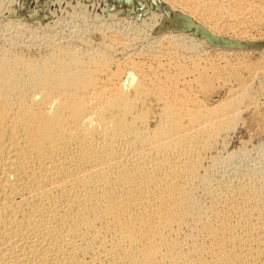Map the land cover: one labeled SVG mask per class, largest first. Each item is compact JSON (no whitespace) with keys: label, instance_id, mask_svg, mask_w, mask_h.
I'll use <instances>...</instances> for the list:
<instances>
[{"label":"bare ground","instance_id":"bare-ground-1","mask_svg":"<svg viewBox=\"0 0 264 264\" xmlns=\"http://www.w3.org/2000/svg\"><path fill=\"white\" fill-rule=\"evenodd\" d=\"M263 31L264 0H0V264H264Z\"/></svg>","mask_w":264,"mask_h":264},{"label":"rangeland","instance_id":"rangeland-1","mask_svg":"<svg viewBox=\"0 0 264 264\" xmlns=\"http://www.w3.org/2000/svg\"><path fill=\"white\" fill-rule=\"evenodd\" d=\"M255 39H253L250 44L249 47L251 48V53H250V59L252 61H256V59L259 57V54L262 50H264V31H263V35H257L256 32L253 33ZM220 92H218L215 96V99L218 100L222 97H224L225 95V91L224 90H219Z\"/></svg>","mask_w":264,"mask_h":264}]
</instances>
